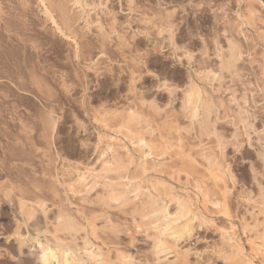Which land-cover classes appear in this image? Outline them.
<instances>
[{"label":"rangeland","instance_id":"1","mask_svg":"<svg viewBox=\"0 0 264 264\" xmlns=\"http://www.w3.org/2000/svg\"><path fill=\"white\" fill-rule=\"evenodd\" d=\"M21 1H23L24 4H22ZM49 1L50 0H45V3L49 4ZM57 1L58 0H54V2ZM85 1L86 4L87 2L89 3L87 4L89 6L84 5L83 9L81 10V7L79 5L72 6L71 3L67 4V0H61V2H63L62 4L65 5L66 9H68V16L70 17V20L68 21L69 29L63 28L64 26L58 16L59 12L54 10L53 7L50 8L52 9L50 10V12L54 21L58 26L61 25L60 28L62 27L64 35L57 32L56 30L54 31V24L51 22V20H46L45 14L43 13V6L38 2V0L0 1V7H4V10H2V14L5 18H7L9 23L12 24L15 22L17 25L21 24V27L17 25H14V27L13 24H10V27L13 26L10 29H17L18 34L22 32L21 35L23 34V36L17 35L21 38L27 37L28 39L29 35H33L34 38L31 37L33 39L32 41H34L37 46L39 45L38 50L40 49L41 56L44 58V61H41V64L48 67V70H51V72H45L46 74L44 73L43 77H45L46 80L47 78H49L48 81L50 80L52 84L50 82L49 83L51 84V86H53L52 88L54 90L56 89V95H58L60 98L54 103L53 101L55 100H52L53 98H50L51 100H49V102H46L48 100H45L43 98H41L43 100L37 98L36 102V100L32 97L37 96V94L35 93L34 95L33 93L34 96H31L29 94L31 96V99H34L33 101L36 106L42 108L43 110H45V105L47 103L57 106L54 107L55 111H57L54 115L56 117L61 116L57 119V130L54 133L55 135H53L52 137L53 142H51V144H47L45 139L41 136V121L38 117L31 116L33 115L32 113H34L35 109H32V106L30 108L28 104L24 103L27 102L26 100H23L21 102V106L19 109L21 110L20 113L22 118L25 122H28L30 129H27V131H21L19 130L17 121L15 122L10 120L8 123L9 131L12 130L10 131L12 133L17 132L16 136L18 138V142H16L17 140L13 139L15 137L12 134H8V136L6 134L3 137L4 133L8 132L6 130V132H4V129L1 128L2 125L0 124V132L2 130L0 134V159L1 157H3L4 159H10V162H7L8 160H6L8 164L3 165V167L6 168L4 170H0V181L6 182L7 180H10L13 183V186L21 185V187L27 188L29 190L32 189L33 184L49 186L50 182H52L53 185L56 186L57 194L52 196L46 188L45 190L46 193L49 194L48 196H50V198L53 199L54 202L57 201L56 203L68 206V208L73 212L77 208L89 210V204L91 208H97V206L90 203V201L83 202L81 200V198L92 199L94 195L92 193L96 191L95 189L92 190V192L90 191L86 195L85 193H78L76 195L68 194L69 202H74L70 203L71 205H69V202L65 199L67 195L65 191H63L64 185L60 184L59 181H63L62 179L66 180V177H74V174L72 173V167H67L65 169L66 166H63L62 164H65L67 161L69 163L70 161L72 165L75 163L76 165H78V167H84V165H87V163L89 164V167H97L99 161H97L98 163L95 161L96 164L92 162L94 160H97L95 159L97 158V152L94 151V143L97 138L96 131L98 129L96 124L92 122L93 114L97 111H100L101 105H104L108 109H112L117 106V110H120L121 107L123 109L129 105L134 106L136 104L135 106H140V100H138L140 98L137 99V97L140 95V97L144 98L146 102L154 99L155 102L158 103L157 105L160 106L159 108L162 110L159 112L163 113L161 115L160 113L157 116L155 115L158 122H162L166 119L167 121H173L181 128V135L184 139V151L190 152L191 156L195 158V160L197 159L196 162L201 163L200 158H198V155L196 154V152L198 151V147L195 144H197L199 139L198 137L194 136H197V132L196 130H193L190 133H187L184 129H182L185 125L188 124V120L182 115L180 110L179 98L181 95V89L185 87H183V85L186 84L185 81H188V75L185 69L188 64L187 62H185L186 57L182 54H184L186 51H190L192 58L189 61V67L191 66L190 69L193 71L196 68V73H194V80H196L210 94V96L213 97L212 99L215 103L219 102L220 104V102H222L221 105L216 103L217 113L216 117H214V128L218 136H220V140L225 142L223 144V159L228 164L233 179L231 180V178H227L228 181L226 180V184H223L226 185L228 191L226 193L228 217H225L220 213H217L216 215L215 208H213L210 203H207L206 206L201 205L202 203L196 204L195 198L193 196V184L195 183L193 181L195 179H198L201 173L195 174L194 176L196 178H194L193 176H187L184 174V172L175 173V171L173 170L175 169V167H171L175 166V164L178 163V158L173 154L172 156H166L162 160V165L156 166V169L162 172L150 171L149 173H147L145 178H149L147 180H150L151 177L149 176H152L154 179H158V177H160L162 178L161 180L164 179L163 181L167 180L168 183L170 182L174 185V187L173 185L172 187L174 188V192L177 193V195L179 194L180 196H183L185 198H190L188 201L193 202L191 203V206L194 208V210L199 214H201L200 212H202L204 220H208V222L206 221L204 222V224L201 223L199 221V218L203 219L202 214H197L196 220L193 221V225L196 226V228L194 226L193 236L188 238L187 240H184V242L182 241V246L180 245L182 251L185 250L190 252L188 253L189 256L187 255L189 264L205 263L209 258V255L210 257L213 255V249H216L221 245V233H226L227 236L231 235L234 239L240 240L239 242L243 246L245 251L244 254L247 253V256H249L250 248L247 240L248 238L254 236V231H247L244 227L247 223L250 225L254 223L255 220H253V216L255 215H253V212L257 213L258 208H252V201H247L246 197L247 193H250V197H252L253 199L258 193L259 186L264 187V162L259 157L260 155H258L259 152L264 151V75L260 70V65L264 60V40L262 39L264 38V9L260 8L256 2L248 3L249 7L256 11V13L254 14L256 24H253V26L246 32V34L248 35L247 39L242 34H237L236 28L233 24V11L236 9L235 0H133L131 6L135 7L131 9L128 8L126 0ZM262 1L264 3V0ZM83 10L85 11L83 12ZM22 13L25 16H23ZM165 13L166 15L170 13L168 19L167 16L165 17ZM79 14L82 16L81 18H79ZM18 15L22 16V18ZM142 15L144 16L142 17ZM84 16L87 17L84 18ZM88 16L91 20L88 19ZM143 18H146V21L147 18L148 20L150 19L149 23L146 22V26L144 24L145 21H143ZM160 18L161 20H159ZM87 19L91 23H89ZM96 19H98L101 23ZM141 20L143 21V23L141 22ZM86 21L87 23H85ZM164 21H168L170 24H172V35H174L172 36V38L175 41H173V43L171 44H169V41H167V37L169 35L168 31L165 32V30H163V27L162 30L160 29V25L163 24L162 22ZM106 23L109 25H106ZM85 24H87L88 26ZM97 25L102 28L103 34L100 33L99 28L96 27ZM86 26L88 28H86ZM158 26L160 28H158ZM17 27H19L21 31L18 30ZM22 27L23 29H21ZM253 27H255L256 29H253ZM142 29H147L148 31H143ZM14 30L10 32V35L16 31ZM15 33L10 36V39L15 37ZM26 33L28 36H24ZM33 33L35 34V36ZM229 36H231L233 40L235 39V41L240 45V49L242 52L241 59L237 62L236 65V69L238 70V72L236 70V76L229 75L228 73H223V76L218 81H215L214 79H201L204 76L202 75L204 74L205 69L203 67H206L205 70L209 68L213 71H216V69L218 71V66H216L217 60L214 54L216 46L215 42L217 41L218 43H220L219 45H221L222 47L224 46L225 49L226 38ZM253 44H255V46ZM26 45H29V42L26 43ZM160 46L161 48H159ZM172 52L177 54L175 58H178V56L181 55L179 58L180 60L175 59L174 56L171 55ZM74 53L77 55L76 59L74 58ZM250 54L251 56H249ZM42 57L39 56L40 59ZM43 58L41 60H43ZM181 59L184 63L181 62ZM197 70L200 71L199 75L197 74V72H199ZM253 71H255L256 73ZM47 74L50 76L52 75L54 78L52 76L48 77ZM130 75L132 77H130ZM197 75L200 77V79ZM133 76L135 80H132ZM162 79H165L162 82L166 81L165 83L167 85H170L172 83V86L177 87L174 94H168L167 90L162 86V88H157L155 86L157 84H162V82H159ZM62 80L65 81V84L68 85L69 93H64V91L62 90ZM207 80H210V82ZM132 81L134 90L129 91L128 86ZM218 84L220 88L218 87ZM228 86L230 89L227 88ZM83 88H85V92L83 91ZM82 94L84 104L82 103L81 106L79 100ZM56 95L54 99L58 98ZM229 95L230 97L232 96L231 98L234 97L235 100L229 99ZM26 96L30 97L28 96V94ZM239 97H241L242 99ZM38 102L41 104H39ZM25 106H27L28 108ZM227 106H229L228 108L232 110H228ZM239 107H244V109L242 108V111L244 112L245 110V112L242 116L246 117V119L248 118L247 121H251V123L249 121L248 122L250 123V125L252 124V127L246 126L245 128H240V123H237L236 125L233 124L237 120V112L241 110L239 109ZM225 113L227 114L225 115ZM228 114L229 116L227 117ZM26 117H29V120ZM14 127H16V129ZM38 127L40 130L38 129ZM106 129L107 128H103L102 133H105L107 131ZM18 132L22 134H19ZM11 135L12 139L9 137ZM235 135L239 136L236 137ZM256 136L259 138H257ZM119 139L122 140L121 142L126 141V139L122 136H120ZM81 140H83L84 142H82ZM105 141L106 139H104V141L102 139V144H104ZM22 142L23 144H21ZM203 143H205V146L208 145L209 147H213L215 145L214 137L212 135L209 138L203 137ZM11 144L14 148L15 146L17 148L19 147L17 151L13 152L12 150V155V152L10 153L9 151L12 148L11 146L8 147V145ZM3 146L5 147L3 148ZM131 148L135 149L134 146L129 145L128 149L131 150ZM118 150L120 153L124 152V149L122 150V148H119V146ZM131 151L133 152V156L135 155L134 159L136 160V162L130 168V175L134 172L133 169L138 167L137 160L139 157L138 152H136L135 150ZM15 152L17 153V156L15 155ZM39 152L41 153L39 154ZM5 153L7 155L9 154V158L7 157V155L5 156ZM58 155H60V158ZM55 156H57V158H55ZM85 156L86 160H84L85 158H83ZM10 157L15 158L13 159ZM27 157H29L30 159ZM25 159L28 161H26ZM61 159H63V162ZM86 161L88 162L86 163ZM81 163H83L84 165H81ZM93 163L95 165L92 166ZM45 164L48 166H46ZM198 164V169L201 171V168L203 167ZM19 168L20 170L22 169L21 172H19ZM6 172H10V175H7V178L4 177L6 176ZM171 172H173V174ZM52 174L53 176L55 175L54 179L50 177L52 176ZM168 176L172 179L168 178ZM17 178L21 179L22 181L18 180ZM153 178H151V180H154ZM71 179L68 180L71 181ZM207 181V185L212 186V184H210L211 181ZM17 192L18 190L15 189L12 193L16 194ZM60 193L63 197L60 195ZM15 194H12L14 198H16V196H14ZM10 204L11 205L9 206L3 204V207H0V210L3 211L1 212L4 213L2 214V217L4 218V222L6 223L5 226L13 224L12 215L15 211V207L13 202H11ZM198 207L199 210H196L195 208L198 209ZM110 210V214L112 211L113 213L116 212L114 213L116 214V218L120 217L123 220L124 217H130L128 215L121 214V212H118L115 209V211L113 209L111 211ZM117 214L119 215L117 216ZM205 215L207 218L204 217ZM259 218L260 216L258 215L257 219ZM198 222H200L201 224ZM260 229L261 226L257 227V230ZM0 236V248L1 250L3 249L1 251L2 255L0 256V264H9L10 262L12 263V259H9V255L3 251L4 248H7V246H4L5 244L8 245L9 248L7 249L10 250V248H14L13 246L15 243L12 241L14 243L13 244L10 241L11 244L10 242L2 244L3 238L2 235ZM137 242H135V246L133 247L134 249L132 248L134 251L133 256L136 259L138 258L137 260L140 261H136V264H142V262L146 260V257L143 258V256L145 255L143 251H141V246L139 245V243L137 244ZM28 254L29 253L27 251L26 254L24 252V258L30 257ZM148 255L149 254H146V256ZM252 258L254 264H264L262 261V257L259 254ZM20 264H23V260L20 262Z\"/></svg>","mask_w":264,"mask_h":264},{"label":"bare ground","instance_id":"2","mask_svg":"<svg viewBox=\"0 0 264 264\" xmlns=\"http://www.w3.org/2000/svg\"><path fill=\"white\" fill-rule=\"evenodd\" d=\"M84 1L67 0L68 2L67 4L71 3L72 6L79 5L82 10L84 5L89 4L88 2L86 4V1L85 2ZM38 2L43 6V13L45 14L46 20L47 19L51 20V22L54 24V31L56 30L57 32L64 35V31L62 27L60 28L61 25L58 26L56 24L50 12V10H52L50 8L52 7L54 10L58 11L59 12L58 16L61 20V23L64 26L63 28L69 29L68 21L70 20V17L68 16V9H66L65 5L62 4L63 2H61V0H58L57 2H54V0L53 1L50 0L49 4H46L45 0H38ZM126 2L128 4L129 9L135 7V6L133 7L131 6L133 0H126ZM250 2H256L260 8L264 9V3L262 0H235L236 9L233 11L234 12L233 24L234 27L236 28L237 34L240 35L242 34L246 38L248 36L246 32L249 30V28L253 26V24H256L255 23L256 20L254 19L255 18L254 14L256 13V11L249 7L248 3ZM21 3L24 4L23 1H21ZM3 8L0 7V124L3 126V127L1 126V128L4 129V132L6 131L8 132V133H4L3 137L6 134L7 136L8 134L9 135L12 134L15 137L13 139L17 140L16 142H18V138L16 136L17 132L12 133L10 132L12 130L9 131L8 123L10 120L15 122L17 121L19 130L21 131L22 130L27 131V129H30L28 122H25L24 119L22 118L20 113L21 110L19 109L21 106V102L23 100L24 101L26 100L28 103L27 102L24 103L28 104L30 108L32 106V109L33 108L35 109L34 113H32L33 115L31 116L38 117L39 120L41 121V136L45 139L47 144H51V142H53L52 137L53 135H55L54 133L57 130L56 129L57 119L61 117V116L59 117L58 115H57L58 117H56L54 115L56 114L55 112H57L55 111L54 107L57 106H54L53 104L50 103L49 105L47 103L45 105V110H43L42 108L36 106V104L33 101L35 99L37 102V98L40 99L43 98L45 100H48L46 102H49V100L53 98L52 100H55L53 101L54 103L58 99H60L59 96L56 95L57 94L55 92L56 89L54 90L52 88L53 86H51L52 83L50 82V80L48 81L49 78H47L46 80V78L43 77L45 72L48 73V71L51 72V70H48L49 69L48 67L41 64V61H44V58L41 56L40 49L38 50L39 45L37 46L34 43V41H32L33 39L31 37H33V35L31 36L29 35L28 39L27 37L21 38L19 36H23V34L21 35L22 32L18 34L17 29H15L16 31L13 29L16 32V33L14 32L15 37L10 39V36L14 34L13 33L10 35V32L13 31L10 28H12L14 25L17 24L14 22L15 24L12 23L13 26L10 27L12 24L9 23L7 18H5L2 14L3 12L2 10H4ZM84 11L85 10H83V12ZM170 13H168V15H166L165 13V17L167 16V19ZM23 16L25 15L23 14ZM143 16L144 15H142V17ZM20 17L22 18V16ZM81 17L82 16L80 15L79 18ZM85 17L87 16H84V18ZM88 19L87 21L89 22V20L91 19L89 20ZM145 19L143 21H145L144 24L146 26L147 24L146 22L149 23L150 19L148 20L147 18V21ZM159 20H161V18ZM87 21L85 23H87ZM143 21L141 20L142 23ZM162 23L163 24L160 23L161 28L159 26L158 28L162 30L163 27V30H165V32L168 31L169 34L167 37L168 40L167 39L166 40L169 41V44H171L173 43V41H175L172 38V36H174L172 35L173 32V29H171L172 24H170L168 21H164ZM20 25L18 24L17 26L21 27ZM98 25L96 27L99 28L100 33L103 34L102 28ZM106 25L109 24L106 23ZM87 26L86 28H88ZM19 27H17L18 30H20ZM21 29H23V27ZM253 29L256 28L253 27ZM144 30L146 31L147 29ZM27 33L24 36H28ZM262 39L264 40V38ZM28 42L29 45H26V43ZM215 43L216 46H215L214 54L217 60L216 66H218V71L217 69L216 71H213L209 68L205 70L206 67H203L205 68L204 74H202L204 76L201 79H214L215 81L216 80L218 81L223 76V73H228L229 75L236 76V70H237L236 65L237 62L241 59V53H242L240 49V45L235 41V39L233 40L231 36L226 38L225 49L224 46L222 47L221 45H219L220 43H218L217 41ZM253 45L255 46V44ZM159 48H161V46ZM171 55L174 56L175 58L177 54L172 52ZM182 55L186 57L185 62H187L188 64L185 68L188 75L187 78L188 81L187 82L185 81L186 84L183 85V87L184 86L185 87L181 89V93L179 92L181 94L179 99H180L181 113L188 120V124L185 125L184 127L183 126L181 127H183L182 129H184L185 132L187 133L196 130L197 136L194 137H198L199 139L197 144H195L198 147V151L196 152V154L198 155L197 157L200 158L201 163L196 162L197 159L195 160V158L191 156L190 152L184 151L185 149L184 141H183L184 139L181 135V128L176 123H174L173 121H167L166 119L163 120L162 122L157 121L155 115L157 116L160 113L159 111L162 110L159 108L160 106L157 105L158 103H156L154 99L146 102L144 98L140 97L141 96L140 95L137 97V99L140 98L138 99L140 100V106H135L136 104L134 106L129 105L123 109L121 106H119L121 107L120 110H117L116 108L117 106L115 108L108 109L104 105H101L100 111L95 112L92 116V122H94L98 128L96 131L97 138L94 143V151L97 152V158L95 159L97 160L92 161L94 163L95 161L96 162L99 161V163L97 162L98 163L97 167L96 166L89 167V164L87 163L88 161H86L87 165L81 163V165L83 164L84 167L82 166L78 167V165H76L75 163L72 165L71 162L69 161V163L71 164L70 165L68 161L66 162L65 160L67 164L63 163L62 165L66 166L65 169L67 167L70 168L72 167L73 172L72 171L71 172L74 174V177H70V178L66 177L67 178L66 180L62 179L63 181H59L60 184L64 185L63 191H65L67 195L65 199L68 202H69L68 194L76 195L78 193L80 194L85 193L86 195L90 191L92 192V190L95 189L96 191L92 193L94 194L92 199L81 198V200L83 202L90 201V203L95 204L97 208L96 207L91 208L89 204L90 207L89 210L86 209L83 210L77 208L73 212L71 209L68 208V206H65L60 203H56L57 201L54 202L53 199H51L50 196H48L49 194H47L45 190L46 188L48 192L51 193L52 196L57 194L56 186L53 185L52 182H50L49 186L33 184L32 189L29 190L27 188L21 187V185L13 186V183L10 180H7L6 182L0 181V207L3 204L9 206L11 205L10 204L11 202L14 203V207H15V211L13 212L12 215L13 224H11L12 226L7 225L8 227L5 226L6 223L4 222V218L2 217V214L4 213H2L3 212L2 210H0V235H2L3 238V239L1 238L3 240L2 244L10 241L11 242L13 241L15 243L14 244L12 242L14 244L13 246L14 248H10V250L7 249L9 248L8 245L6 244L4 245L7 246V248H4L3 252L7 253L9 255V259H12L13 261L12 263L10 262L9 264H20L22 260H23V264H134L136 261H138L137 260L138 258L136 259L133 256L134 253L133 247L135 246V242L137 241H139L137 242V244L139 243V245L141 246V251H143L145 255L143 256V258L146 257V260L144 259L145 261H143L142 264H189L187 255L190 252L185 250L182 251L180 245L182 244V241L184 242V240H187L188 238L193 236V230L195 226L193 225L194 224L193 221L196 220L197 214L199 213H197V211H195L194 208L191 206L192 205L191 203L193 202L188 201L190 198L188 197L185 198L183 196H180L179 194L177 195V193L174 192L175 191L173 188L174 185L171 184L170 182L168 183L167 180L163 181L164 179L161 180L162 178L158 176H157L158 179H154L152 176L149 175L148 176L153 178L154 180H151V178L150 180H147L149 178L147 179L145 178L147 173H149L150 171L159 172L160 170L156 169V166L162 165L163 164L162 160L166 156H172V154L178 158V163L175 164V166L171 167V168L175 167V169H173L175 173L184 172L185 175L193 176L194 178H196L194 176L195 174L201 173L200 177H198L199 180L198 179H195L194 181L192 180L193 182H195L193 184V193H194L193 196L195 198L196 204L202 203L201 205L206 206L207 203H210L213 206V208H215L216 215L217 213H220L225 217H228V206L226 202V193L228 191L226 185L223 184L224 183L226 184V180L228 181L227 178H231V180L233 179L229 170V166L223 159L224 156L223 144L225 142L220 140V136H218L214 128V117H216V113H217L216 103L219 104V102L215 103L214 100L212 99L213 97H211L210 94L196 80H194V73H196L195 70L196 68L194 69L195 71L194 72L193 70L190 69L191 66L189 67V61L192 58L190 51H186ZM39 56L42 57L43 60H41L42 58L40 59ZM180 56H178V58L175 59L180 60L179 59ZM249 56H251V54ZM74 58L75 59L77 58V55L75 53H74ZM260 66H261L260 70L264 75V60ZM197 74L199 75L200 71L197 72ZM131 75L130 77H132ZM47 76L49 77L50 75L47 74ZM198 78L200 79L199 76ZM165 79H162L159 82H162ZM132 80H135L134 76ZM207 81L210 82V80ZM165 82H162V84H157V85L154 84V85L157 88L161 86L164 87V89H166L168 94L170 95L174 94L177 87L172 86V83L170 85H167ZM61 86L64 93H69V88L68 85L65 84V81L62 80ZM227 88H229V86ZM83 89H84L83 91L85 92V88ZM128 90L129 91L134 90L133 81L129 84ZM33 93L34 95L36 93L37 96L32 97L34 99H31V96H34ZM25 94L31 96L27 97ZM55 95L58 98L54 99ZM231 97L229 99L235 100L234 97L233 98ZM79 102L80 105L82 103L84 104L83 94L80 97ZM221 103L222 102H220L219 105H221ZM229 106H227V108ZM242 108L244 109V107ZM242 108L239 107V109L241 110L237 112L236 115L237 120L233 124L236 125L237 123L238 124L240 123L241 124L240 128L243 127L245 128L246 126L252 127L251 126L252 124L250 125L251 121L248 120L250 122L249 123L247 121L248 118L246 119V117L242 116L245 112V110L244 112L242 111ZM228 110H232V109L228 108ZM161 114L163 113H160V115ZM226 114L227 113H225V115ZM228 116L229 114L227 115V117ZM29 117L26 118L29 120ZM14 128L16 129V127ZM103 128L104 129L107 128L106 129L107 131L105 133H102ZM12 135L9 136L11 139H12ZM211 135L214 137L215 145L213 147H209L208 145L205 146V143H203V137L209 138ZM239 135H235V136L237 137ZM120 136L125 138L126 141L121 142L122 140L119 139ZM102 139L103 141L104 139H106L104 144H102ZM81 141L84 142L83 140ZM21 144H23V142ZM13 145H14V141H13ZM13 145L12 144L8 145V147L11 146L12 148L11 150H9L10 148L8 149L10 153L12 152V150L14 152L17 151L19 148L15 146V148H17L15 149L14 147H12ZM129 145L134 146L135 149L131 148V150H135L139 154L137 160L138 167L137 168L134 167L135 168L133 169L134 172L131 175L129 174L131 171L130 168L136 162V160L134 159L135 155L133 156V152L128 149ZM118 146L119 148H122V150L124 149L123 153L119 152ZM4 147L5 146H3V148ZM13 152L11 153V155L13 154ZM6 153L5 156L7 155ZM40 153L41 152H39V154ZM15 155L17 156V153ZM258 155H260L259 157L264 162V151L259 152ZM58 156L60 158V155ZM2 158L3 157H1L0 159V170H4L6 167L4 168L3 165L8 164L7 162H10V159H4V158L2 159ZM55 158H57V156H55ZM83 158H85L84 160H86V156ZM6 160L8 161L6 162ZM61 160L63 162V159ZM94 163L92 164V166L96 164ZM197 164L203 167L201 168L202 169L201 171L198 169ZM22 169L20 170L19 168V172H21ZM9 173L10 172H6V174L4 173L6 175L4 177L7 178V175H10ZM171 173L173 174V172ZM53 174L50 177L54 179L55 175L53 176ZM168 178L171 177L168 176ZM68 179H71V181ZM175 179H179V178H175ZM207 180L211 181L210 184H212V186L207 185L208 182ZM15 189L18 190L16 194L12 193ZM12 194H15L14 196H16V198H14ZM60 195L62 196L61 193ZM246 200L252 201V208L254 207L258 208L257 213L253 212V215H255L253 216L254 218L253 220H255L254 223L250 225L246 222L247 224H245L244 227L247 231H254V236L248 238L247 240L250 248L249 256H247V253L244 254L245 251L243 246L239 242L240 240L234 239L231 235L227 236L226 233L225 234L221 233L220 234L221 235L220 237L222 239L221 240L222 243L220 242L221 245L217 248L215 247L216 249H213L214 251L212 250L214 253L211 257L208 254L209 258L207 259V261L205 260L206 261L205 263H197V264H254L252 257H255L257 254H259L262 257V261L264 263V187L259 186L258 193L256 197H254L253 199L252 197H250V193H247ZM72 202L73 201L69 202V205H71L70 203ZM110 209L111 210L115 209L118 212H121V214H125L130 217L129 218L124 217L123 220L120 217L116 218L115 217L116 214H114L116 212L113 213L112 211L110 214L109 212ZM195 209L199 210V207L198 209L197 208ZM200 213L202 214V212ZM118 215L119 214H117V216ZM256 215L257 216L259 215L260 218L257 219ZM204 217H206V215ZM202 218H203V214H202ZM199 219H200L199 221L203 224L206 221L208 222L207 219L205 220L204 218L203 219L199 218ZM259 226H261V229L257 230V227ZM2 250L0 248V256L2 255L1 253ZM26 251L29 253L28 255L31 258L30 257L24 258L23 255L24 252L26 254ZM146 254L149 255L146 256Z\"/></svg>","mask_w":264,"mask_h":264}]
</instances>
